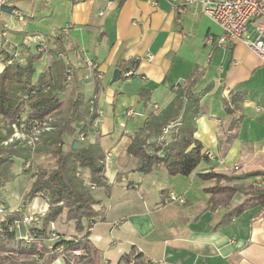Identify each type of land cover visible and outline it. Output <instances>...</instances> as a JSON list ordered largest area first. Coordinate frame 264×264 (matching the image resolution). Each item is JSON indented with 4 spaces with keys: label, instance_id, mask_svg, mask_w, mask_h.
I'll return each instance as SVG.
<instances>
[{
    "label": "crops",
    "instance_id": "0c3cea01",
    "mask_svg": "<svg viewBox=\"0 0 264 264\" xmlns=\"http://www.w3.org/2000/svg\"><path fill=\"white\" fill-rule=\"evenodd\" d=\"M8 1L0 15V31L4 24L8 25V40L18 44L36 27L34 18L41 11L42 0ZM61 3L70 9L71 27L62 36L56 31L47 35L49 47L51 53L60 48L66 52L83 99L86 100L85 94L87 99L93 93L96 96L101 115L96 122L92 121L84 140L98 143L103 153H110L105 169L108 189L97 186L91 190L99 201L94 208L100 213L89 229L87 238L95 252L87 264H118L133 246L152 264H264V211L250 208L233 223L213 228L227 207L210 210L209 194L203 188L211 186L214 180L197 176L211 167L235 166L238 172L264 169V133L256 124L264 120L261 115L248 113L254 105L249 90L242 88L246 91L240 102L244 118L230 142L225 139L231 130V116L221 102L230 90H242L241 83L251 81L250 77L264 64L240 41L223 46L207 42L220 32L212 29L210 24L218 26L210 19L207 18L210 24L205 23L197 5L178 15L164 0L156 4L152 0H61ZM12 7L24 13L25 24L12 16ZM206 45H211L210 53L205 52ZM84 57L93 60L95 72L100 75L98 81L93 82L90 77L84 84L79 83L87 72ZM51 58L57 57L48 54L40 58L42 66L36 65L35 78ZM119 59L123 63L136 61V75L113 79ZM3 67L0 59V71ZM195 67L203 69V74L193 91L199 92L208 84L211 89L200 99L201 114L196 119L194 136L214 158L200 161L186 176L170 175L165 170L136 171V159L125 152L130 134L144 125L151 112L158 114L168 105L174 96L172 87L188 78ZM143 90L149 93L146 95ZM85 118L83 115L76 124L77 131ZM66 138L73 140V136ZM83 172L86 176L90 174L87 168ZM251 181L264 187L263 176L241 183ZM169 191L181 195L185 203L163 204L161 200ZM193 192L196 196H192ZM241 198V193L234 194L228 208ZM45 208L44 201L37 196L24 207L23 213L32 214ZM54 227L60 232L55 224ZM49 264H66L63 253H58Z\"/></svg>",
    "mask_w": 264,
    "mask_h": 264
},
{
    "label": "trees",
    "instance_id": "16d2710c",
    "mask_svg": "<svg viewBox=\"0 0 264 264\" xmlns=\"http://www.w3.org/2000/svg\"><path fill=\"white\" fill-rule=\"evenodd\" d=\"M50 50L49 54L53 55ZM22 53L25 55V62L13 61L11 64H4L0 71V121L5 127L16 125L19 129L25 127L30 130L32 120H42L47 115L60 111L63 106L60 94L65 91L67 74L72 76L75 97L69 115L55 124L53 137L55 146L50 149L54 166L48 172L38 173L34 177L25 193L21 211L11 209L8 202L0 195L1 213H3L0 218V264L40 262L49 264L55 259L56 248L59 246L64 251L84 250L85 255L79 253L77 256L83 258V261L78 258L81 264H87L91 262L95 252L87 238L89 234L87 226L91 221H95L94 217L100 213V210L94 208L99 201L91 194L89 184L105 186L108 189L104 175L103 152L97 143L78 141V145L74 148L73 142L78 140L76 138L68 148L63 147L65 136L74 134L75 123L82 118L80 115L83 110L81 111L79 105L84 103L82 93L76 88L78 80L72 66L65 65L59 58H54L35 78L36 65L43 53L37 52L32 47L22 48ZM63 54L66 56L65 51ZM135 65L136 61L128 60L124 63L121 59L117 61V67L122 72L130 67H136ZM202 74L203 69L195 67L188 78L172 87L174 96L168 105L158 114L151 112L144 125L130 134L125 151L129 157L136 159V171L148 173L165 170L170 175L186 176L200 161L210 160L202 151L201 142L194 136L196 119L201 114L200 99L211 89V85L208 84L199 92L193 91ZM140 93L142 90L139 91ZM143 93L147 95L149 91L143 90ZM245 95L246 91L243 89L230 90L221 100L224 111L231 116V130L225 139L226 142H230L238 133L244 118L240 102ZM86 111L89 114H86L87 120L79 128L82 133L89 130L96 117L95 113L88 111V107L84 109V112ZM175 119H178V124L171 131L168 142L160 139L162 127L168 121ZM9 129L12 132L13 128ZM21 150L12 145H0V187H4L6 182L15 177L12 166L18 157L23 158L25 155ZM26 158L21 161L24 165ZM82 168H87L90 174L86 176ZM27 170L23 169L20 173L24 174ZM197 176L201 179L215 180L214 184L203 188V191L209 194L207 206L210 210L220 206L227 207L213 228L233 223L241 213L250 208L259 207L258 212L264 211V187L254 181L246 185L241 183L251 177H264V169L238 172L236 169L217 170L211 167L206 171L198 172ZM236 193H241L242 198L236 205L228 208ZM37 196L44 199L47 207L38 225L25 224L22 222L23 209ZM62 216L66 220L73 221L74 232L66 235L51 227L50 223ZM16 222H21L19 228L16 227ZM51 233H54L55 237ZM36 258H40V261ZM64 260L66 264H70L65 256ZM118 264H152V262L142 252H136L133 246L125 255L124 261Z\"/></svg>",
    "mask_w": 264,
    "mask_h": 264
},
{
    "label": "rangeland",
    "instance_id": "374dc122",
    "mask_svg": "<svg viewBox=\"0 0 264 264\" xmlns=\"http://www.w3.org/2000/svg\"><path fill=\"white\" fill-rule=\"evenodd\" d=\"M41 5H42L41 11L38 12L36 17L34 18V20L36 22H34L33 25L36 27L31 30L32 32H34V33L38 32V33H41L44 35H49V34H55L54 31H56V33L60 32L61 29H63L64 27H67V26H69V28L71 27L70 26L71 25V23H70V9H69L68 5L66 6L65 4L61 3V0H57V1L56 0H50L49 3H46L45 0H42ZM205 23L210 24L209 20L206 17H205ZM210 25H211L212 29H214V31H216V33L220 32L218 27H216L212 24H210ZM69 28H68V30H69ZM75 29L78 30V28H75ZM29 32H30V30H29ZM66 33H62L60 35L62 36ZM211 48H212L211 45H206L205 46V52L207 50V53H210ZM60 49H55L54 53H57V52L60 53L61 52L63 54L64 51H62V49L61 50ZM50 51L53 52L52 49ZM48 54L49 53L42 54V57L48 56ZM63 56L67 60V58L64 54H63ZM59 59H61V58H59ZM51 60H52V58L49 60V62ZM61 61L65 65L70 64V61H67V64L62 59H61ZM2 62H3V64L5 63L3 60H2ZM37 66H39V67L42 66L41 60H39ZM83 67H84V58H83ZM259 68H260L259 72L254 74L252 77H250L251 81H248V82L245 81V82L241 83V89L242 88L248 89L249 94H250L249 98L251 100H253V102H254V105H252L250 108L247 107V108H249L248 113L253 114L254 116H260L261 115V118L264 120V66L263 67L260 66ZM84 69L87 70V72L85 74H87V75L90 74V71L86 68V66L84 67ZM93 70H94V72L92 71V73H91V78H92L91 80L93 82H95V81L99 80V77H98L99 73H97V74L95 73L94 67H93ZM121 72L122 71L120 70V73ZM85 74H83L79 78L80 84H84V83H81L80 80L82 79V77ZM89 78H90V76H89ZM71 80H72V76H71L70 80H68V81L66 80L65 91L60 94V98L63 101L62 109L60 111L54 113V114L47 115L42 120H40V119L32 120L33 122L38 121V120L42 121V122L47 121L48 124H46L45 127L40 128L37 131H30L27 128H22V130L19 131V129L16 128V125H12V126H10L13 128V130L11 132V130L9 129L10 127L9 128H8V126L5 127L3 125V122L0 121V145H3V146H11L12 145L16 149H22L21 150L22 153L25 154L23 156V158H26V156L28 155L26 158L28 160L25 159V165L21 162L23 158H19V157L17 158L16 162L12 166V171L14 172L15 177L11 181L6 182L4 187H0V195H1L2 199L3 200L7 199V202L10 204V207L15 208L14 210H16V211H21V209H22L21 205H22V201L24 199L25 193L27 192V190L31 186V183L34 180V177L38 173L41 174L43 172H48L54 166V160H53L52 155L50 154V149H52L55 146V142L53 140L54 131L56 129L55 124L58 121H60L61 119L65 118L67 115H69V113L71 111V103L75 97V90H74V88H72ZM64 82H65V80H64ZM76 88L78 89V84L76 85ZM84 97L86 98V100L83 99L84 103H82L81 106L79 105V108L81 109V111L83 110L82 112L80 111L81 117L83 115L86 117V114L89 115L87 111L84 112V109H86L88 107V100L90 97L87 99L88 94H85ZM257 107H259V108L257 109ZM99 111L100 112H98V115H96V117L93 119V121H95V122L97 121V118L101 115L100 108H99ZM128 111H130L129 114H131V110H128ZM175 120H178V119H175ZM171 121H174V120H170L167 123H170ZM79 122L75 123L74 134L73 135H67V136H73V139H75V138L78 139L77 141H74V142H77L76 146L78 145V141L82 142V143H90L89 141L84 140L86 133L80 132L79 129H78V131L76 130V124H78ZM256 124H257V127H259V129L261 128L262 132L264 133V123H260V121H257ZM175 127L176 126H174L173 128L175 129ZM173 128L170 131H173ZM161 132H162V129H161ZM67 136H65V138H64V141H65V143L63 145L64 148H68L70 146L71 142L73 141L72 139L68 140L66 138ZM46 138H48V139H46ZM49 138H51L52 140ZM128 141H127V143H128ZM167 142H168V140H167ZM202 151L205 153V150H203V147H202ZM108 155H110V153H107V154L103 153L102 159H103V164H104V175H105V169H106V161H107L106 159H107ZM232 167L226 168V169L232 170V169L237 168V167L236 168H232ZM23 169H28V170L26 173L21 174L20 172H22ZM216 169L217 170H225V168H216ZM82 170L85 171V168H82ZM214 182H215V180H214ZM214 182H213V184H214ZM245 182H247V181H245ZM94 187H97V186H95L94 184H89L90 191ZM199 193L201 195H203L201 191H199ZM194 194H195V192L192 193V196H196ZM40 198L44 201V199L42 197H40ZM15 203H16V206H14ZM44 203L46 205L45 201H44ZM173 203L181 204L178 202H173ZM173 203H168V204H173ZM184 203H182V204H184ZM44 211L45 210L38 211V212L32 213V214H24L22 222L27 221V220H24V218L31 217V219L27 222H29L30 224L38 225L40 223V217ZM1 216H3V213L0 212V218H1ZM54 224L57 226V229L61 233L66 234V235L74 232V230H75L73 227L74 226L73 221L72 220H66L65 218H63V216L61 218H59L57 221H52L50 223L51 227H54ZM87 227H89V224ZM21 232H23V231L21 230ZM58 253H60V252H56V255ZM79 253L82 255H85L86 252L84 250H77L76 252L67 251L65 257L69 260L70 264L74 263V261L78 262V264H81L82 262H79L78 258L82 259L81 261H83V258H81L80 256H77ZM36 259L38 261H40L39 260L40 258H36ZM38 264H42V263L40 262Z\"/></svg>",
    "mask_w": 264,
    "mask_h": 264
},
{
    "label": "built area",
    "instance_id": "2783aa9c",
    "mask_svg": "<svg viewBox=\"0 0 264 264\" xmlns=\"http://www.w3.org/2000/svg\"><path fill=\"white\" fill-rule=\"evenodd\" d=\"M48 1V0H46ZM76 1V0H75ZM78 1V0H77ZM158 0H152L153 4H156ZM169 3L170 7L178 14L181 15L185 10L193 5L199 7L200 12L212 22H214L220 29V33L209 37L207 42H213L216 46H223L231 44L235 41L242 42L252 53H254L258 59L264 64V0H164ZM8 0H0V15L4 8L8 5ZM12 16L22 24L26 23V16L24 13L16 8H11ZM69 26L64 27L59 32L60 34L66 33ZM8 25L4 24L0 31V58L5 62L4 64H11L13 61L18 63L25 62V55L22 53V48L32 47L37 52L43 54L49 53V36L38 33L28 32L18 44L11 43L7 38ZM57 58H61L64 62L67 61L63 54L60 52L53 53ZM90 71V74H85L80 80L81 83H85L86 80L91 77V73L94 67V62L90 57H84V67ZM96 74L98 72H95ZM136 67H130L125 69L122 73L123 78H128L136 75ZM99 77V74H98ZM71 74L66 75V80H70ZM88 110L98 115L99 107L96 103V96L92 95L88 101ZM259 107H257L258 109ZM130 112V111H128ZM49 120V119H48ZM48 124L47 121H34L31 125L30 131H37ZM178 124V120L171 121L162 127L161 137L162 140H168L172 128ZM17 128V127H16ZM25 128V127H23ZM19 129V128H17ZM22 128L19 129V131ZM205 155L209 159L214 158V155L210 151H206ZM232 168H236L233 166ZM260 184V182H259ZM163 204L178 202L184 203L185 199L173 192L169 191L161 200ZM0 212L2 207L0 205ZM31 217L24 218L29 221ZM24 221L25 224H30ZM21 222H16V227H20ZM95 221L89 223L88 229L94 225ZM55 237V234L52 233ZM56 252H62L66 256V252L61 246L56 248ZM76 252V251H74ZM71 264H78L74 261Z\"/></svg>",
    "mask_w": 264,
    "mask_h": 264
},
{
    "label": "water",
    "instance_id": "95a60500",
    "mask_svg": "<svg viewBox=\"0 0 264 264\" xmlns=\"http://www.w3.org/2000/svg\"><path fill=\"white\" fill-rule=\"evenodd\" d=\"M119 74H120V69L119 68H115L114 71H113L112 78L116 79L119 76ZM76 144H77V142L73 143V147L74 148L76 147Z\"/></svg>",
    "mask_w": 264,
    "mask_h": 264
}]
</instances>
